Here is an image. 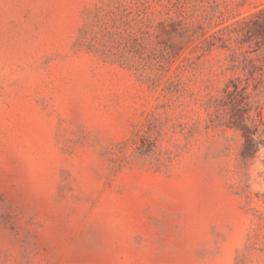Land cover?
<instances>
[{"label": "rangeland", "instance_id": "1", "mask_svg": "<svg viewBox=\"0 0 264 264\" xmlns=\"http://www.w3.org/2000/svg\"><path fill=\"white\" fill-rule=\"evenodd\" d=\"M0 264H264V0H0Z\"/></svg>", "mask_w": 264, "mask_h": 264}]
</instances>
